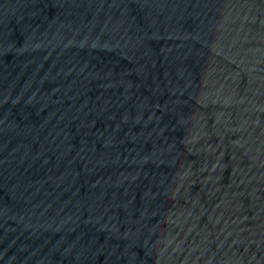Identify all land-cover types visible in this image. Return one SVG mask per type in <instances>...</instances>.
I'll return each instance as SVG.
<instances>
[{
	"label": "water",
	"instance_id": "water-1",
	"mask_svg": "<svg viewBox=\"0 0 264 264\" xmlns=\"http://www.w3.org/2000/svg\"><path fill=\"white\" fill-rule=\"evenodd\" d=\"M0 183L123 264H264V0H0Z\"/></svg>",
	"mask_w": 264,
	"mask_h": 264
}]
</instances>
